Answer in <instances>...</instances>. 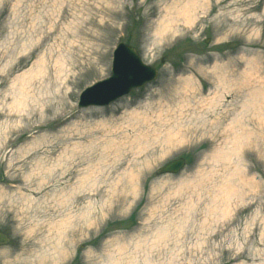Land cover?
Returning <instances> with one entry per match:
<instances>
[{"label":"rangeland","instance_id":"rangeland-1","mask_svg":"<svg viewBox=\"0 0 264 264\" xmlns=\"http://www.w3.org/2000/svg\"><path fill=\"white\" fill-rule=\"evenodd\" d=\"M119 43L157 78L79 108ZM260 94L264 0H0V264H264Z\"/></svg>","mask_w":264,"mask_h":264},{"label":"water","instance_id":"water-1","mask_svg":"<svg viewBox=\"0 0 264 264\" xmlns=\"http://www.w3.org/2000/svg\"><path fill=\"white\" fill-rule=\"evenodd\" d=\"M155 76L156 71L143 65L133 48L119 44L113 55L111 78L87 89L81 95L78 107L108 106L128 95L133 89L151 82ZM183 167L184 161L178 159L159 169V174H177ZM7 244L8 238L0 233V246Z\"/></svg>","mask_w":264,"mask_h":264},{"label":"bare ground","instance_id":"bare-ground-1","mask_svg":"<svg viewBox=\"0 0 264 264\" xmlns=\"http://www.w3.org/2000/svg\"><path fill=\"white\" fill-rule=\"evenodd\" d=\"M187 10H188V7L186 5H184L181 8H179V10L177 11L179 14L178 17L181 16L183 18L184 22H190V20H191V15L187 12ZM171 20H173V18ZM170 24L171 23L166 24V22L163 21L162 26L159 27V29L156 32V36H158L161 39L163 32L166 31V29L168 28V25L170 26ZM260 96H262V99L261 100H258V99L252 100L250 106H251V109L253 112V118L259 119L262 122L264 119V110H262V106L264 103V99H263L264 95L260 94ZM232 123H242V120H240V122H239V120H236Z\"/></svg>","mask_w":264,"mask_h":264}]
</instances>
